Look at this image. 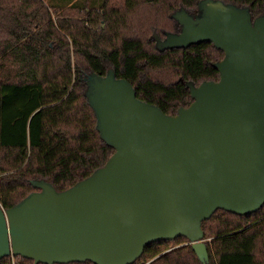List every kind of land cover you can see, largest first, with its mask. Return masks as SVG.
I'll return each instance as SVG.
<instances>
[{"label": "water", "instance_id": "water-1", "mask_svg": "<svg viewBox=\"0 0 264 264\" xmlns=\"http://www.w3.org/2000/svg\"><path fill=\"white\" fill-rule=\"evenodd\" d=\"M176 18L181 32L160 49L213 43L225 53L220 79L190 84L194 101L168 115L128 80L92 77L87 95L115 153L66 191L43 182L0 207V260L134 264L147 246L184 237L207 264L203 221L264 206V16L206 0L197 17Z\"/></svg>", "mask_w": 264, "mask_h": 264}, {"label": "trees", "instance_id": "trees-1", "mask_svg": "<svg viewBox=\"0 0 264 264\" xmlns=\"http://www.w3.org/2000/svg\"><path fill=\"white\" fill-rule=\"evenodd\" d=\"M203 1L0 0V207L43 182L66 191L115 153L87 95L92 77L112 72L168 115L194 101L190 84L220 79L215 64L225 53L213 43L159 47L181 32L176 14L197 17ZM214 1L247 9L252 22L264 16V0ZM202 228L207 264H264V206L246 216L219 209ZM0 264L34 261L6 256ZM134 264L204 263L178 237L147 246Z\"/></svg>", "mask_w": 264, "mask_h": 264}, {"label": "rangeland", "instance_id": "rangeland-1", "mask_svg": "<svg viewBox=\"0 0 264 264\" xmlns=\"http://www.w3.org/2000/svg\"><path fill=\"white\" fill-rule=\"evenodd\" d=\"M210 240V239H209ZM180 244V243H179ZM188 243H186V242H184V241H182V244L181 245H187ZM178 246H180V245H178ZM166 252H168V251H166ZM165 253V252H164ZM164 253H162V254H160V255H158L157 257H159V256H161V255H163ZM156 257V258H157ZM156 258H154V259H156ZM153 259V260H154ZM152 261V260H151ZM151 261H149L148 263H150Z\"/></svg>", "mask_w": 264, "mask_h": 264}]
</instances>
